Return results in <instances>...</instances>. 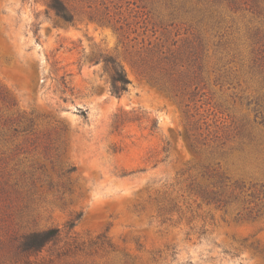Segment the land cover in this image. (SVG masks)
I'll return each instance as SVG.
<instances>
[{
    "label": "rangeland",
    "instance_id": "1",
    "mask_svg": "<svg viewBox=\"0 0 264 264\" xmlns=\"http://www.w3.org/2000/svg\"><path fill=\"white\" fill-rule=\"evenodd\" d=\"M62 1L0 0V264H264V0Z\"/></svg>",
    "mask_w": 264,
    "mask_h": 264
},
{
    "label": "trees",
    "instance_id": "2",
    "mask_svg": "<svg viewBox=\"0 0 264 264\" xmlns=\"http://www.w3.org/2000/svg\"><path fill=\"white\" fill-rule=\"evenodd\" d=\"M47 7L51 9L57 16H59L63 21L72 23L73 14L68 10L66 5L62 0H47ZM162 56L157 58L158 64H163L161 69L163 70V75L161 77H156L149 67H145L143 77L147 79L150 83L158 85L161 88H165L170 84L171 75L176 71L177 66H183V59L173 56L172 54H167L165 51L160 52ZM196 52L194 50L189 51V55L186 57L185 61L187 63V70L192 69L191 73L184 72V77L187 78L185 82H181L184 87L187 84H193V90L191 91V96L196 94L198 89L199 77L196 71H200V65H197ZM106 68L110 72V91L116 96H120L122 93L127 91L128 84L130 83L129 78L126 75L124 68L116 62L112 57H106L104 59ZM196 70H195V69ZM189 70V72H190ZM167 77V78H165ZM180 80H183L180 76ZM59 87H61V93L70 92L72 94V87H70L69 81L66 80L65 75L60 76ZM81 114L85 116V111H81ZM86 117V116H85ZM157 121L153 119L151 121V129L156 127ZM73 170L72 167L67 168V172ZM212 200H215L214 196H210ZM81 213L77 214L73 219H70L66 223L67 229H71L75 226L76 222L80 219ZM59 236V228L49 227L42 230L31 231L21 237L18 247L23 252H36L42 249L49 242L55 241Z\"/></svg>",
    "mask_w": 264,
    "mask_h": 264
}]
</instances>
